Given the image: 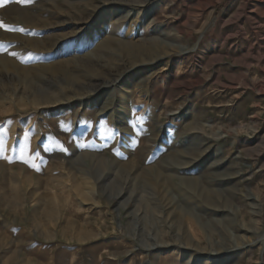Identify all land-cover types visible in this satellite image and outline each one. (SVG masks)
<instances>
[{"label": "rangeland", "instance_id": "obj_1", "mask_svg": "<svg viewBox=\"0 0 264 264\" xmlns=\"http://www.w3.org/2000/svg\"><path fill=\"white\" fill-rule=\"evenodd\" d=\"M143 2L0 0L70 62L0 66V264H264V0Z\"/></svg>", "mask_w": 264, "mask_h": 264}, {"label": "bare ground", "instance_id": "obj_2", "mask_svg": "<svg viewBox=\"0 0 264 264\" xmlns=\"http://www.w3.org/2000/svg\"><path fill=\"white\" fill-rule=\"evenodd\" d=\"M147 2H148V0H145V2H143L142 4H146ZM113 5H114V3H113ZM262 9H263V7H262ZM145 19H146V22L148 24H154L155 23V18L153 16L152 12H149L148 15L145 17ZM248 19L251 21V18H248ZM19 20L26 23L30 19H19ZM16 23H18V19L16 21H12L10 24H16ZM12 36H14V35H12ZM15 37H16V35L13 37V39ZM7 40H9V36L0 37V43L4 42L5 44H7L9 46L7 49V53L5 52L4 54L0 55V66H15L16 65V66L20 67V64H18V62H22L23 65H27V66L33 64L32 65L33 69H35L37 71L44 72L48 69L61 70V68L67 67L68 64L70 63L69 61H65V62L60 61L59 63H55V68H52L45 63H41L40 61H42V59L40 61L36 60V59H38V57H36V56H38V54L41 52V50H40L39 44L37 42H35L32 38H30V37L25 38L26 42L31 45V47L26 48V50H23V49L19 50V49L11 48L12 43H10V42L6 43L5 41H7ZM98 43H99V49L102 52H108V51L113 49V41H111L109 38H104L101 41H98ZM10 52H16L18 55L17 56L9 55ZM22 55H23V58H24V56L26 57L25 58L26 60L21 59L20 56H22ZM93 55L94 54H90L89 56H93ZM113 104H114V100H112L108 103V105H113ZM125 111H126V106H124L123 104L120 103V109L118 110L119 115L122 116V114H124ZM262 143H263V141H262ZM177 161H180L179 158L174 157L172 162H177ZM164 170L162 168L156 169L155 171H153V174L156 177L165 180V182L173 190L179 191L181 193L182 192L181 190H183V189L181 188L182 186H180L178 180L174 176L167 174L166 171H164ZM185 187H187V189H198L199 188L198 184L196 182H193V181L186 182ZM204 192H205L207 198H210V195L212 194L213 191L210 188L206 187L204 189Z\"/></svg>", "mask_w": 264, "mask_h": 264}, {"label": "snow or ice", "instance_id": "obj_3", "mask_svg": "<svg viewBox=\"0 0 264 264\" xmlns=\"http://www.w3.org/2000/svg\"><path fill=\"white\" fill-rule=\"evenodd\" d=\"M18 2L31 3L32 0H18ZM0 28H4L6 31H10V32H23V31H25L24 29H17V28L10 27V26L4 24L3 21H0ZM0 47H4V46L0 45ZM9 55L17 56L18 54L16 52H10ZM28 140H29L28 134L25 133L23 144L19 147V155L16 158L19 159L21 162L29 165L33 169L39 171L40 170L39 165L37 163H35L36 159L39 157V152L35 153L34 155H29ZM45 150H47V149H45ZM60 150L66 151V149H64L62 145H60ZM4 151H5L4 142L2 140H0V158H7L11 162L10 157H3Z\"/></svg>", "mask_w": 264, "mask_h": 264}]
</instances>
